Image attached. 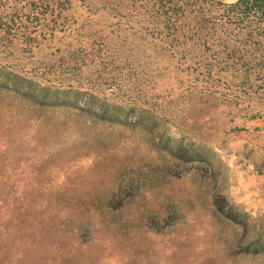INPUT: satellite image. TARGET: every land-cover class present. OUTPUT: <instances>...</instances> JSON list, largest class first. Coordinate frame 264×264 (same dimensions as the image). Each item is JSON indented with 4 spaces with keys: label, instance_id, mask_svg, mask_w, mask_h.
Here are the masks:
<instances>
[{
    "label": "rangeland",
    "instance_id": "rangeland-1",
    "mask_svg": "<svg viewBox=\"0 0 264 264\" xmlns=\"http://www.w3.org/2000/svg\"><path fill=\"white\" fill-rule=\"evenodd\" d=\"M160 1L0 0V264H264V21Z\"/></svg>",
    "mask_w": 264,
    "mask_h": 264
},
{
    "label": "trees",
    "instance_id": "trees-1",
    "mask_svg": "<svg viewBox=\"0 0 264 264\" xmlns=\"http://www.w3.org/2000/svg\"><path fill=\"white\" fill-rule=\"evenodd\" d=\"M212 2H216L218 4H223L222 2L211 0ZM177 7H175V5ZM179 4V3H178ZM181 6V5H180ZM177 5L176 0H161L159 2L158 10L161 11L162 14H164V17H168L170 12H175L176 14L181 10V7ZM238 7H242L241 13H237L236 9ZM176 8V9H175ZM225 13L222 15V17H212L209 19H204L203 28L204 29H223L226 28L227 24H239L244 21H247L252 16L258 17L260 20L264 21V0H237L234 3L227 4V8L224 11ZM262 34L260 31H252L247 33L248 38L246 40H238L240 44L247 45V42H253L254 44H259V41L253 40L254 35ZM215 42V41H214ZM216 44V43H215ZM218 44V42H217ZM222 47L225 48V50H228L229 44L227 41H225L224 44H221ZM242 49H231L229 52H227V57L229 58H235L236 60H241L242 66L245 68L247 73H251V71L255 72L256 78L260 79L264 83V55H260V58H256L251 61H244L242 60L241 56H244L243 53V47ZM248 51V50H246ZM3 75L7 78V80L15 79L16 81L19 80V83L22 84V87L26 90H33L31 86H27L25 84L26 79L21 77L20 75H17L15 73H11L5 70H0V76ZM29 83V81L27 80ZM46 89L47 92L44 93V90ZM39 94L41 96L50 97L52 94L50 93V90L46 87H39ZM36 93V92H35ZM35 93L33 95L35 96Z\"/></svg>",
    "mask_w": 264,
    "mask_h": 264
}]
</instances>
